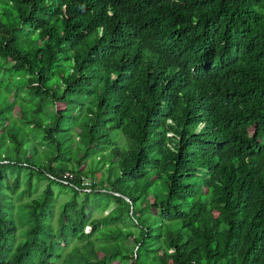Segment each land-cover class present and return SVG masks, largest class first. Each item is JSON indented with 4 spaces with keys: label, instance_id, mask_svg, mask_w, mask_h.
<instances>
[{
    "label": "trees",
    "instance_id": "16d2710c",
    "mask_svg": "<svg viewBox=\"0 0 264 264\" xmlns=\"http://www.w3.org/2000/svg\"><path fill=\"white\" fill-rule=\"evenodd\" d=\"M0 264H264V0H0Z\"/></svg>",
    "mask_w": 264,
    "mask_h": 264
},
{
    "label": "rangeland",
    "instance_id": "374dc122",
    "mask_svg": "<svg viewBox=\"0 0 264 264\" xmlns=\"http://www.w3.org/2000/svg\"><path fill=\"white\" fill-rule=\"evenodd\" d=\"M46 109H47V111H50V108H46ZM51 111H52V109H51ZM119 137H120L119 134H117V135L115 134V138H113V140L116 142L119 140ZM90 166L91 167L94 166L91 158L88 159V162H87V165L85 166V169L89 170L88 167H90ZM88 176H90V174H88ZM13 177H14L13 174L9 175V178L11 180L13 179ZM45 184H46L45 180L41 181L38 184L39 188L36 190V192L38 193L43 188V186H45ZM83 184H88V183H85V181H83ZM18 186H20L19 189H21L22 186H24L23 181H20ZM59 186H61V185L52 184V188H53L52 190H53L54 194L56 195L55 215H57V213H58L59 204L63 201H66L71 195V193L68 189L63 190V188H60ZM89 197H90V203H92V204H101L103 202V200H105L103 195L100 196V195L94 194V193L89 195ZM13 198H15L14 194H13ZM113 204H114L113 201L110 200L107 202L106 207H104V208L98 207L96 209H93V208L91 209V207H90L91 205L87 204L85 210L89 216L100 217V216L108 214V212L112 209ZM124 219L121 217V219L120 220L118 219V220L121 221L120 222L121 224H124V222H122ZM119 221L117 222L118 225H120Z\"/></svg>",
    "mask_w": 264,
    "mask_h": 264
},
{
    "label": "built area",
    "instance_id": "2783aa9c",
    "mask_svg": "<svg viewBox=\"0 0 264 264\" xmlns=\"http://www.w3.org/2000/svg\"><path fill=\"white\" fill-rule=\"evenodd\" d=\"M67 177H72V174H70V173H64V175H63V178H67ZM85 183H87V182H85Z\"/></svg>",
    "mask_w": 264,
    "mask_h": 264
},
{
    "label": "clouds",
    "instance_id": "9594fccd",
    "mask_svg": "<svg viewBox=\"0 0 264 264\" xmlns=\"http://www.w3.org/2000/svg\"><path fill=\"white\" fill-rule=\"evenodd\" d=\"M196 75H197V73H196ZM190 76V75H189ZM167 122H168V119H167Z\"/></svg>",
    "mask_w": 264,
    "mask_h": 264
}]
</instances>
